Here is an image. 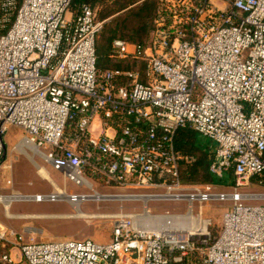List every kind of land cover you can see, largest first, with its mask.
I'll list each match as a JSON object with an SVG mask.
<instances>
[{
	"label": "built area",
	"instance_id": "obj_1",
	"mask_svg": "<svg viewBox=\"0 0 264 264\" xmlns=\"http://www.w3.org/2000/svg\"><path fill=\"white\" fill-rule=\"evenodd\" d=\"M156 3L146 44L111 45V59L136 69H103L90 4L0 0V162L17 127L65 182L24 200L82 205L97 184L145 202L106 243L27 241L0 225L27 264H264V204L243 191L264 173V0ZM184 128L213 145L208 170L221 183L182 180L197 162L176 145ZM150 201L179 209L154 212ZM216 202L228 206L218 231L204 211ZM0 264L16 262L2 253Z\"/></svg>",
	"mask_w": 264,
	"mask_h": 264
},
{
	"label": "rangeland",
	"instance_id": "obj_2",
	"mask_svg": "<svg viewBox=\"0 0 264 264\" xmlns=\"http://www.w3.org/2000/svg\"><path fill=\"white\" fill-rule=\"evenodd\" d=\"M143 1L100 0L94 6L97 18L103 23L98 42L101 44L108 43L109 46L112 38L138 39L141 35H137L139 22L132 8ZM129 2L133 5L124 8L123 6ZM108 67L115 66L110 63ZM199 138L204 143H208L203 137L199 136ZM4 139L7 153L0 162V196L48 193L54 190V184L61 187L65 186L64 178L60 173L51 169L39 154L23 146L24 133L22 130L12 127ZM20 145L24 150L21 151ZM38 164L45 168L49 179L39 173ZM194 184L205 185L207 183L196 182ZM66 189L68 192H88L84 187H78L71 182H67ZM95 189L99 195L104 197L100 200H90L81 205V209L87 213L88 217H58L59 214L76 213L74 207L67 201L39 203L33 200L20 199L12 202L8 208L0 202V225L9 231L22 235L27 241L89 238L98 243L110 242L116 219L121 215L141 211L145 202L142 199L129 200L130 198L125 197L129 193L118 188L105 189L96 184ZM148 191L146 189L133 190V192ZM243 191L261 198L254 204H264V184H260L258 180H254ZM226 204L216 202L206 204L204 207L205 214L213 219L217 227L221 224L223 212L228 209ZM148 207L154 212L179 209L173 202L150 201ZM197 209L196 207L195 210L197 211ZM17 260H20L17 264H27L20 257Z\"/></svg>",
	"mask_w": 264,
	"mask_h": 264
},
{
	"label": "trees",
	"instance_id": "obj_3",
	"mask_svg": "<svg viewBox=\"0 0 264 264\" xmlns=\"http://www.w3.org/2000/svg\"><path fill=\"white\" fill-rule=\"evenodd\" d=\"M100 0H75L76 4L87 3L90 4L93 9L99 3ZM135 3V2H134ZM133 3L129 2L123 7H129ZM135 13L136 19L139 22V30L137 35H140L138 39L122 38L129 40L134 43L146 44L149 40L150 34L154 27V18L157 10L156 0H144L141 4L136 5L132 8ZM102 31V30H101ZM101 33V32H100ZM120 38V37H118ZM99 40V38H98ZM113 38L110 40V48L107 44H101L97 42V56L99 68H130L136 69L137 63H130L128 61H119L111 59L109 52L111 49V43ZM110 63H113L115 67H108ZM176 145L179 149L186 153L194 154L197 157V162L192 166L182 167V180L188 183H221L215 176L211 175L208 170V165L214 159V148L210 143H204L196 132L190 128H184L178 131L176 136ZM254 180L264 182V173L256 175ZM215 230L218 231V227L214 224ZM215 231V232H216Z\"/></svg>",
	"mask_w": 264,
	"mask_h": 264
},
{
	"label": "bare ground",
	"instance_id": "obj_4",
	"mask_svg": "<svg viewBox=\"0 0 264 264\" xmlns=\"http://www.w3.org/2000/svg\"><path fill=\"white\" fill-rule=\"evenodd\" d=\"M23 146L28 147L29 149L33 150L34 153H37L38 151L36 150V148L34 146H32L31 144L27 143L26 141L22 142ZM21 151L24 150L22 145H20ZM30 158H32L30 156ZM38 166V170L39 173L41 175H43L46 178H50L48 173L46 172L45 168L42 165H37ZM25 194H14L11 196H0V202H2L7 208L11 205L12 202H14L15 200H20V199H24L23 197H25ZM27 196H31V195H27ZM103 195H99V194H95L93 195V197L91 198V200H100L103 199ZM31 200V199H30ZM146 200V198H145ZM72 205V204H70ZM74 207V210L76 211L75 214H59L58 217H66V218H83V217H88L87 213H85L82 209H81V205H72ZM8 210V209H7ZM55 216V215H54Z\"/></svg>",
	"mask_w": 264,
	"mask_h": 264
},
{
	"label": "crops",
	"instance_id": "obj_5",
	"mask_svg": "<svg viewBox=\"0 0 264 264\" xmlns=\"http://www.w3.org/2000/svg\"><path fill=\"white\" fill-rule=\"evenodd\" d=\"M196 134L199 135L198 133H196ZM208 143H210V142L208 141ZM212 147H213V145H212ZM39 203H45V202H39ZM2 253H9L11 255V257L13 258V260L16 262V264H17L18 261H20V260H17V258L20 257V258L23 259L22 254H21V251H20V248L17 245H15V244H7V245H4V242H2L0 240V255Z\"/></svg>",
	"mask_w": 264,
	"mask_h": 264
},
{
	"label": "water",
	"instance_id": "obj_6",
	"mask_svg": "<svg viewBox=\"0 0 264 264\" xmlns=\"http://www.w3.org/2000/svg\"><path fill=\"white\" fill-rule=\"evenodd\" d=\"M6 153H7V147L6 145H4V156L6 155Z\"/></svg>",
	"mask_w": 264,
	"mask_h": 264
}]
</instances>
